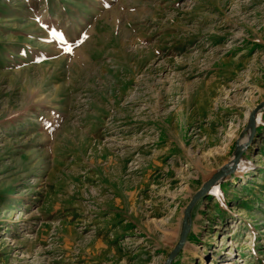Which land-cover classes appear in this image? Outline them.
<instances>
[{
    "label": "rangeland",
    "instance_id": "obj_1",
    "mask_svg": "<svg viewBox=\"0 0 264 264\" xmlns=\"http://www.w3.org/2000/svg\"><path fill=\"white\" fill-rule=\"evenodd\" d=\"M264 0H0V264H264ZM200 257L204 263L200 262Z\"/></svg>",
    "mask_w": 264,
    "mask_h": 264
},
{
    "label": "water",
    "instance_id": "obj_2",
    "mask_svg": "<svg viewBox=\"0 0 264 264\" xmlns=\"http://www.w3.org/2000/svg\"><path fill=\"white\" fill-rule=\"evenodd\" d=\"M264 106V101L260 102L254 109H252V111L250 112V119L249 121L251 122V118L253 113L258 110L259 108ZM242 149H237L234 156H233V166L236 164L240 153H241ZM235 167V166H234ZM234 169V168H233ZM224 172L222 167L217 170L215 173H213L205 182L202 183L201 187L193 194V196L191 197L190 201L188 202V204L186 205L184 212H183V219H182V234L180 239L178 240V242L176 243V245L173 247V249L168 253L167 258L165 259L163 264H169L170 261L173 259V257L176 255L177 251L180 249V247L182 246L184 239L186 237V233L188 230V218H189V213H190V209L192 207V205L194 204V202L200 198L201 196L205 195V193L207 192V190L213 185L215 184V182H219L222 176H223Z\"/></svg>",
    "mask_w": 264,
    "mask_h": 264
},
{
    "label": "bare ground",
    "instance_id": "obj_3",
    "mask_svg": "<svg viewBox=\"0 0 264 264\" xmlns=\"http://www.w3.org/2000/svg\"><path fill=\"white\" fill-rule=\"evenodd\" d=\"M245 147V146H244ZM244 147H242L241 149H243ZM233 161L230 163V165L226 168V169H223V172H224V174H223V176L226 174V173H228L229 171H231V169H233ZM200 262L201 263H204V260H203V258L202 257H200Z\"/></svg>",
    "mask_w": 264,
    "mask_h": 264
}]
</instances>
